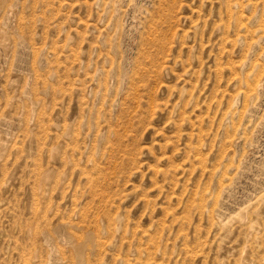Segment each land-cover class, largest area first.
<instances>
[{"label":"rangeland","instance_id":"obj_1","mask_svg":"<svg viewBox=\"0 0 264 264\" xmlns=\"http://www.w3.org/2000/svg\"><path fill=\"white\" fill-rule=\"evenodd\" d=\"M0 264H264V0H0Z\"/></svg>","mask_w":264,"mask_h":264}]
</instances>
